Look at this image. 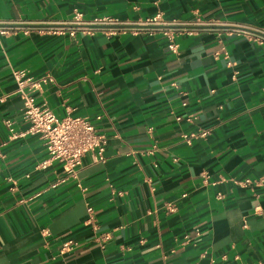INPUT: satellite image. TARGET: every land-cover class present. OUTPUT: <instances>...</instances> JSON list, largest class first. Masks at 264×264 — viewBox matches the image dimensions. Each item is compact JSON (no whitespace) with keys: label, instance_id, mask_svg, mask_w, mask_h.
<instances>
[{"label":"crops","instance_id":"0c3cea01","mask_svg":"<svg viewBox=\"0 0 264 264\" xmlns=\"http://www.w3.org/2000/svg\"><path fill=\"white\" fill-rule=\"evenodd\" d=\"M75 12L202 25L176 54L158 33H47ZM0 25V264H264V0H0ZM15 70L51 77L36 103L90 121L102 161L39 167Z\"/></svg>","mask_w":264,"mask_h":264},{"label":"built area","instance_id":"2783aa9c","mask_svg":"<svg viewBox=\"0 0 264 264\" xmlns=\"http://www.w3.org/2000/svg\"><path fill=\"white\" fill-rule=\"evenodd\" d=\"M187 25L199 27L202 23L199 21L195 23L168 21L163 18L161 13L138 21L117 18H94L86 21L80 13L75 12L69 21L50 26L47 33L55 36L68 35L71 38L78 33L85 36H94L95 34L117 36L128 33L153 35L158 33L164 39L166 48L176 54L180 48L179 40L183 34L197 35L200 31L199 28L188 29ZM11 32V28L0 25V35L7 36ZM225 58H227L226 54ZM11 77L17 86V94L22 97L24 102L22 117L29 123L28 133L38 136L47 153V159L39 167L45 168L49 163L58 162L67 173L73 174L87 154H91L95 161L103 160L108 139L104 134L98 133L90 121L70 115L58 117L48 107L36 103L32 93L40 90L44 84L51 82V77L34 78L25 70L12 71ZM100 119V117H96V120ZM209 134L210 130L186 133L182 136V143L191 146L196 140H205ZM155 149L156 147L153 146L152 151ZM235 184L241 187H260L263 181L261 179H244L235 181ZM87 211L88 225H91L95 230L94 211L92 208H88ZM95 240L104 246L110 240V236L108 234L100 235ZM75 246L76 243L72 240L64 242L61 254L71 252Z\"/></svg>","mask_w":264,"mask_h":264}]
</instances>
